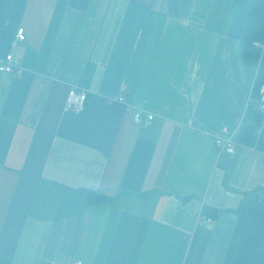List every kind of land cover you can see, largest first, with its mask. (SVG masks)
Wrapping results in <instances>:
<instances>
[{
  "label": "crops",
  "instance_id": "0c3cea01",
  "mask_svg": "<svg viewBox=\"0 0 264 264\" xmlns=\"http://www.w3.org/2000/svg\"><path fill=\"white\" fill-rule=\"evenodd\" d=\"M232 10L0 0V60L16 51L23 70L0 71V264H264V151L215 144L264 80V49L241 54ZM74 85L82 111L65 109ZM204 203L224 211L206 219Z\"/></svg>",
  "mask_w": 264,
  "mask_h": 264
},
{
  "label": "trees",
  "instance_id": "16d2710c",
  "mask_svg": "<svg viewBox=\"0 0 264 264\" xmlns=\"http://www.w3.org/2000/svg\"><path fill=\"white\" fill-rule=\"evenodd\" d=\"M229 34L240 40L241 54L259 58L263 49L257 46L254 41L264 42V0H233ZM262 84H264V80L260 78H256L253 83L251 90L253 101L247 105L245 117L236 133V141L238 144L264 151V137L260 130L264 111L259 109ZM83 191L87 194L89 201L112 199L95 190L83 189ZM189 197H185L183 200H188ZM223 211L221 208L204 203L201 208V216L206 219H216Z\"/></svg>",
  "mask_w": 264,
  "mask_h": 264
},
{
  "label": "built area",
  "instance_id": "2783aa9c",
  "mask_svg": "<svg viewBox=\"0 0 264 264\" xmlns=\"http://www.w3.org/2000/svg\"><path fill=\"white\" fill-rule=\"evenodd\" d=\"M18 39L25 38L24 28H19L17 31ZM254 43L264 49V42L254 41ZM21 55L16 51H11L5 57L0 60V71L3 73H9L15 71L18 75L23 73V70L20 65ZM261 99L259 103V109L264 111V84L261 86ZM88 92L81 85H74L68 92L65 101V109L69 111H82L86 106ZM120 101L125 102V97L123 95L118 98ZM127 109H134V120L135 122L142 125L151 124L155 115L152 112H145L144 108L140 105H130L126 103ZM223 134H218L215 137V144L217 146L219 155L223 153L233 154L235 152L236 145V131L230 130L228 126L222 128ZM73 264H81L79 261L74 262Z\"/></svg>",
  "mask_w": 264,
  "mask_h": 264
}]
</instances>
